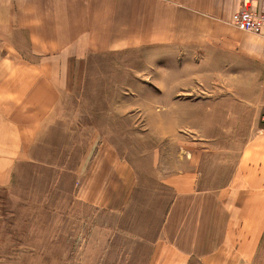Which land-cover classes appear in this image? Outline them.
Here are the masks:
<instances>
[{
    "label": "crops",
    "instance_id": "0c3cea01",
    "mask_svg": "<svg viewBox=\"0 0 264 264\" xmlns=\"http://www.w3.org/2000/svg\"><path fill=\"white\" fill-rule=\"evenodd\" d=\"M243 2L0 0V190L45 164L92 59L149 48L176 64L150 67L134 93L148 127L134 141L151 144L74 117L59 141L85 146L54 173L72 176L101 242L120 237L143 264H251L264 237V37L229 23Z\"/></svg>",
    "mask_w": 264,
    "mask_h": 264
},
{
    "label": "rangeland",
    "instance_id": "374dc122",
    "mask_svg": "<svg viewBox=\"0 0 264 264\" xmlns=\"http://www.w3.org/2000/svg\"><path fill=\"white\" fill-rule=\"evenodd\" d=\"M147 51L96 57L82 69L84 77L76 80V106L66 112L71 120L67 118L65 129L56 128L46 138L45 164L18 174L12 191L0 190V264H143L142 256L133 258L132 247L125 249L120 237L101 242L91 213L73 203L72 176L55 174L52 164L69 167L73 159L69 162L66 157L78 158L85 146L80 137L72 144L59 141L74 130V117L88 127L108 126L112 139L126 147L151 144L134 141L148 134L147 117L137 107L142 95L134 93L137 87L150 86L145 77L150 67L176 64L167 57L148 58ZM163 141L158 142L162 151ZM251 264H264V237Z\"/></svg>",
    "mask_w": 264,
    "mask_h": 264
},
{
    "label": "built area",
    "instance_id": "2783aa9c",
    "mask_svg": "<svg viewBox=\"0 0 264 264\" xmlns=\"http://www.w3.org/2000/svg\"><path fill=\"white\" fill-rule=\"evenodd\" d=\"M229 23L236 28L264 37V10L255 8L250 2L231 14Z\"/></svg>",
    "mask_w": 264,
    "mask_h": 264
}]
</instances>
